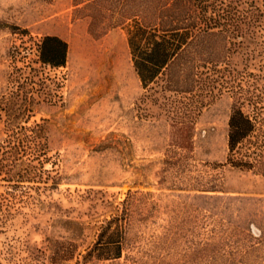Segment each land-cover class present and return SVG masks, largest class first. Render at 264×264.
Instances as JSON below:
<instances>
[{"label":"rangeland","instance_id":"1","mask_svg":"<svg viewBox=\"0 0 264 264\" xmlns=\"http://www.w3.org/2000/svg\"><path fill=\"white\" fill-rule=\"evenodd\" d=\"M231 1L208 15L227 14ZM250 4L259 10L252 35L245 24ZM154 5L0 0V106L16 92L24 103L35 98L20 121L45 125V168L58 181L47 190L41 182L43 204L24 207L0 232L5 264H264V0H240L238 32L214 25L200 35L210 42L198 57L212 59L201 67L214 87L185 122L171 112L177 107L145 97L126 30L110 25L121 18L117 9ZM99 11L109 26L103 32L90 28L89 13ZM46 34L68 42L65 66L40 62ZM235 105L255 120L242 143L257 158L252 167L227 160ZM8 125L2 110L0 141ZM5 189L0 179V193ZM124 209L122 256L84 259L100 225ZM47 236L71 242L74 256L29 261L26 245Z\"/></svg>","mask_w":264,"mask_h":264},{"label":"trees","instance_id":"2","mask_svg":"<svg viewBox=\"0 0 264 264\" xmlns=\"http://www.w3.org/2000/svg\"><path fill=\"white\" fill-rule=\"evenodd\" d=\"M144 1L156 5L136 13H129L126 8L117 9L121 18L110 25H123L126 30L134 69L142 87L148 92L145 97L164 107H177V113L171 112L181 117L183 122L192 120L198 106L205 102L204 96L214 87L201 67H207L212 59L198 57L199 49H206L210 42L199 37L204 32L210 35L214 25L224 26L233 33L238 32L240 0H232L228 13H223L221 17L208 15V10L220 7L225 11V0ZM81 2L76 0V4ZM254 6L250 4L246 10L245 24L250 35L255 33L259 20V10ZM99 14L101 11L89 13L90 28H101L103 32L109 26L105 27ZM38 51L39 60L44 65L59 68L67 64L69 44L60 35L42 36ZM202 61L204 63L201 65ZM20 96L18 92L11 94L6 104L0 106V119L2 110L9 118L7 136L0 141V179L6 183V189L0 193V232L17 214L22 213L24 207L43 204L41 182L45 181L43 189L46 190L58 182L54 177L51 178L49 169L45 168L49 146L45 125L41 122L28 124V119L20 121L32 111L31 103L35 98L30 97L29 103H24ZM229 119L228 162L239 167L254 166L258 162L257 158L252 159V151L245 149L242 143L255 130V120L241 105L233 106ZM32 189L36 194L31 192ZM126 221L125 209L105 219L94 244L87 248L84 259L120 258L124 248ZM25 249L29 261H40L45 256L52 260H65L74 256L71 242L50 236L41 244H27ZM0 264H5L1 252Z\"/></svg>","mask_w":264,"mask_h":264}]
</instances>
